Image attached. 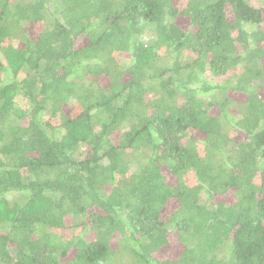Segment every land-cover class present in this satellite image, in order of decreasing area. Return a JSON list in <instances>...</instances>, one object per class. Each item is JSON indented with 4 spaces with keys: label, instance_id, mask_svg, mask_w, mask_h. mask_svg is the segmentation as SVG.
<instances>
[{
    "label": "trees",
    "instance_id": "1",
    "mask_svg": "<svg viewBox=\"0 0 264 264\" xmlns=\"http://www.w3.org/2000/svg\"><path fill=\"white\" fill-rule=\"evenodd\" d=\"M0 264H264V8L0 0Z\"/></svg>",
    "mask_w": 264,
    "mask_h": 264
},
{
    "label": "rangeland",
    "instance_id": "2",
    "mask_svg": "<svg viewBox=\"0 0 264 264\" xmlns=\"http://www.w3.org/2000/svg\"><path fill=\"white\" fill-rule=\"evenodd\" d=\"M253 4H254L255 6H257V7H263V8H264V0H253ZM179 23H180L183 27L187 28L188 25H189V23H190V20L187 19V18H180V22H179ZM103 81H104V80H102V84H103ZM169 179L172 180V181L174 182V180H173L172 177H169Z\"/></svg>",
    "mask_w": 264,
    "mask_h": 264
}]
</instances>
